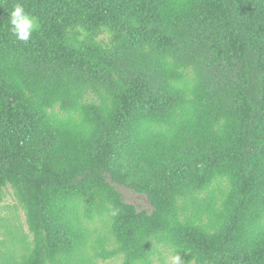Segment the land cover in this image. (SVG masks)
<instances>
[{"label":"trees","instance_id":"16d2710c","mask_svg":"<svg viewBox=\"0 0 264 264\" xmlns=\"http://www.w3.org/2000/svg\"><path fill=\"white\" fill-rule=\"evenodd\" d=\"M176 256L264 264V0H0V264Z\"/></svg>","mask_w":264,"mask_h":264},{"label":"clouds","instance_id":"9594fccd","mask_svg":"<svg viewBox=\"0 0 264 264\" xmlns=\"http://www.w3.org/2000/svg\"><path fill=\"white\" fill-rule=\"evenodd\" d=\"M10 23L12 32L20 41L27 42L30 36L38 29V20L25 11L21 3H16L10 12ZM116 213L113 212V215ZM176 264H179L180 257H174Z\"/></svg>","mask_w":264,"mask_h":264},{"label":"rangeland","instance_id":"374dc122","mask_svg":"<svg viewBox=\"0 0 264 264\" xmlns=\"http://www.w3.org/2000/svg\"><path fill=\"white\" fill-rule=\"evenodd\" d=\"M166 264H176V262L168 260Z\"/></svg>","mask_w":264,"mask_h":264}]
</instances>
